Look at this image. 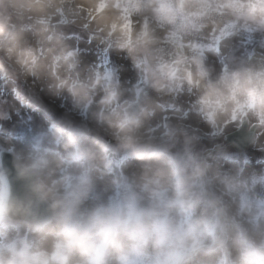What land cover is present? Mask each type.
<instances>
[{
	"label": "clouds",
	"instance_id": "9594fccd",
	"mask_svg": "<svg viewBox=\"0 0 264 264\" xmlns=\"http://www.w3.org/2000/svg\"><path fill=\"white\" fill-rule=\"evenodd\" d=\"M0 264H264V0H0Z\"/></svg>",
	"mask_w": 264,
	"mask_h": 264
}]
</instances>
